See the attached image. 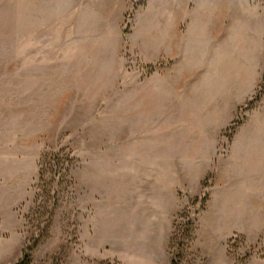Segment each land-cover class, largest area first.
<instances>
[{
    "label": "rangeland",
    "instance_id": "374dc122",
    "mask_svg": "<svg viewBox=\"0 0 264 264\" xmlns=\"http://www.w3.org/2000/svg\"><path fill=\"white\" fill-rule=\"evenodd\" d=\"M264 264V0H0V264Z\"/></svg>",
    "mask_w": 264,
    "mask_h": 264
},
{
    "label": "trees",
    "instance_id": "16d2710c",
    "mask_svg": "<svg viewBox=\"0 0 264 264\" xmlns=\"http://www.w3.org/2000/svg\"><path fill=\"white\" fill-rule=\"evenodd\" d=\"M30 250H31L30 247H27L26 249H24L22 260H20L16 264H24V262H27L29 259L28 251L30 252Z\"/></svg>",
    "mask_w": 264,
    "mask_h": 264
}]
</instances>
